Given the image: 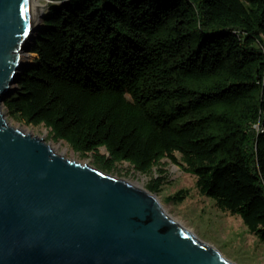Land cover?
I'll return each instance as SVG.
<instances>
[{"label":"trees","instance_id":"obj_1","mask_svg":"<svg viewBox=\"0 0 264 264\" xmlns=\"http://www.w3.org/2000/svg\"><path fill=\"white\" fill-rule=\"evenodd\" d=\"M28 52L9 118L106 173L167 158L264 243V0H56Z\"/></svg>","mask_w":264,"mask_h":264},{"label":"water","instance_id":"obj_2","mask_svg":"<svg viewBox=\"0 0 264 264\" xmlns=\"http://www.w3.org/2000/svg\"><path fill=\"white\" fill-rule=\"evenodd\" d=\"M30 0H0V103L32 39ZM0 264H236L156 195L57 155L0 113Z\"/></svg>","mask_w":264,"mask_h":264},{"label":"rangeland","instance_id":"obj_3","mask_svg":"<svg viewBox=\"0 0 264 264\" xmlns=\"http://www.w3.org/2000/svg\"><path fill=\"white\" fill-rule=\"evenodd\" d=\"M36 1H38L37 12L39 17L31 25L34 31L40 26L41 17L48 6L56 2V0ZM30 43L31 39L28 40L21 53V57L27 58L26 66L34 58V55H30L28 52ZM0 109L10 126L44 138L47 143L55 146L56 151L65 158L81 164L92 165L90 154L87 157H81L74 153L65 142L49 138L48 130L44 126L21 124L7 116L2 103H0ZM100 152L105 153L104 148H100ZM175 155L180 160V155L178 153ZM109 174L144 189L151 180L160 179V191L155 195L170 217L198 239L215 247L227 260L236 264H264V243L257 236L247 231L240 217L222 211L213 200L201 196L195 187V178L183 172L167 158L161 159L160 165L153 167L150 174L138 173L126 162L117 164V170ZM181 190L187 191L182 201H167L169 196H173Z\"/></svg>","mask_w":264,"mask_h":264},{"label":"bare ground","instance_id":"obj_4","mask_svg":"<svg viewBox=\"0 0 264 264\" xmlns=\"http://www.w3.org/2000/svg\"><path fill=\"white\" fill-rule=\"evenodd\" d=\"M30 6H31V24H33L37 19H38V17H39V14H38V12H37V7H38V1H36V0H30ZM30 55H33V54H30ZM29 57V56H28ZM22 60H23V65L24 64H26V62H27V58L26 57H22ZM0 113L2 114V112H1V109H0ZM3 115V114H2ZM24 132V131H23ZM50 145V147H51V149L53 150V152L55 153V154H57V155H61L62 156V154L61 153H58L57 151H56V148H55V146H52V144H49ZM137 185V184H136ZM138 186V185H137ZM139 187H140V185H139ZM156 199L158 200V198L156 197ZM159 201V200H158ZM160 202V201H159ZM161 204V203H160ZM176 221V220H175ZM177 222V221H176Z\"/></svg>","mask_w":264,"mask_h":264}]
</instances>
